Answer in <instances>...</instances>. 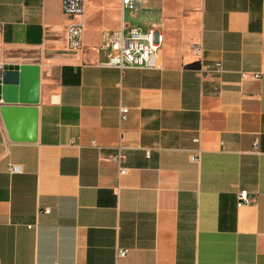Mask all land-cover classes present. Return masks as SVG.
I'll list each match as a JSON object with an SVG mask.
<instances>
[{
    "label": "crops",
    "instance_id": "0c3cea01",
    "mask_svg": "<svg viewBox=\"0 0 264 264\" xmlns=\"http://www.w3.org/2000/svg\"><path fill=\"white\" fill-rule=\"evenodd\" d=\"M124 12L86 0L72 51L62 0H0V66L40 67L0 101V264H264V0H145L152 69L104 64Z\"/></svg>",
    "mask_w": 264,
    "mask_h": 264
},
{
    "label": "built area",
    "instance_id": "2783aa9c",
    "mask_svg": "<svg viewBox=\"0 0 264 264\" xmlns=\"http://www.w3.org/2000/svg\"><path fill=\"white\" fill-rule=\"evenodd\" d=\"M123 11H129L133 16L144 8L145 0H119ZM86 0H62V10L70 21L65 26V46L68 50L77 51L83 47V31L85 22L83 15L85 12ZM163 39L157 25H151L143 28L140 25H132L122 20L120 27L108 33L107 59L106 66L116 67L121 70L125 68H145L152 69L156 65L152 62L162 49ZM193 52L199 57L203 54V46L201 44L193 47ZM215 72L221 73L222 68L217 67ZM243 77H248V73H242ZM252 77L259 78L260 73H252ZM121 120L127 119L129 112L128 107L121 106ZM255 144V148H256ZM124 147L119 145L117 153L113 159L117 163L122 162ZM192 160H198V154H192ZM10 171L13 173L21 172V167L17 164H10ZM128 168L120 165L119 174L127 173ZM250 196L247 190L238 192V206L248 203ZM45 212H49L48 209ZM127 249H118L117 257H124Z\"/></svg>",
    "mask_w": 264,
    "mask_h": 264
},
{
    "label": "water",
    "instance_id": "95a60500",
    "mask_svg": "<svg viewBox=\"0 0 264 264\" xmlns=\"http://www.w3.org/2000/svg\"><path fill=\"white\" fill-rule=\"evenodd\" d=\"M39 87L38 65L4 64L0 68V101L35 104L39 98Z\"/></svg>",
    "mask_w": 264,
    "mask_h": 264
},
{
    "label": "rangeland",
    "instance_id": "374dc122",
    "mask_svg": "<svg viewBox=\"0 0 264 264\" xmlns=\"http://www.w3.org/2000/svg\"><path fill=\"white\" fill-rule=\"evenodd\" d=\"M93 12H96L97 17L100 18L101 22H104L107 26L110 27L111 25L115 24V21L113 20L112 9L109 6L103 4V2H101L100 7L93 9ZM123 19L126 23L132 25L137 24L144 26L146 22L143 12L136 13L132 16L129 11H125Z\"/></svg>",
    "mask_w": 264,
    "mask_h": 264
}]
</instances>
